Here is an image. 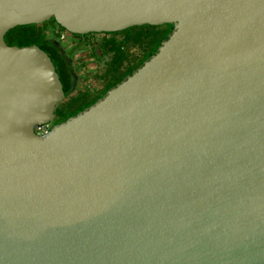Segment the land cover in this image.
<instances>
[{
	"label": "water",
	"instance_id": "95a60500",
	"mask_svg": "<svg viewBox=\"0 0 264 264\" xmlns=\"http://www.w3.org/2000/svg\"><path fill=\"white\" fill-rule=\"evenodd\" d=\"M52 18L174 30L40 135L63 82L5 36ZM0 264H264V0H0Z\"/></svg>",
	"mask_w": 264,
	"mask_h": 264
},
{
	"label": "flooded vegetation",
	"instance_id": "af4514ba",
	"mask_svg": "<svg viewBox=\"0 0 264 264\" xmlns=\"http://www.w3.org/2000/svg\"><path fill=\"white\" fill-rule=\"evenodd\" d=\"M111 35L105 32L77 35L64 33V39L61 38L57 47L59 55L53 50L49 51L65 90L61 103L73 105L69 112L59 111L58 106L49 129L92 106L111 89L108 87V72L112 60L105 59L110 55L105 53V40Z\"/></svg>",
	"mask_w": 264,
	"mask_h": 264
},
{
	"label": "trees",
	"instance_id": "16d2710c",
	"mask_svg": "<svg viewBox=\"0 0 264 264\" xmlns=\"http://www.w3.org/2000/svg\"><path fill=\"white\" fill-rule=\"evenodd\" d=\"M173 30V24H164L134 26L124 31L106 33L116 35V38L105 40V53L112 56L108 72L110 77L108 87L116 86L142 67L159 51L162 43L170 37ZM63 33L77 35L69 32L58 24L55 18H52L41 24L16 26L6 34L5 39L9 45L20 47L38 45L47 53L53 50L59 55L57 47L61 43ZM132 47H138L139 53L132 55L130 52Z\"/></svg>",
	"mask_w": 264,
	"mask_h": 264
},
{
	"label": "rangeland",
	"instance_id": "374dc122",
	"mask_svg": "<svg viewBox=\"0 0 264 264\" xmlns=\"http://www.w3.org/2000/svg\"><path fill=\"white\" fill-rule=\"evenodd\" d=\"M110 38L113 39V38H116V36H114V35L108 36V39H110ZM119 38H121V37L119 36ZM67 42H69V41H67ZM130 52H131L132 55L138 54L139 53V48L138 47H132L131 50H130ZM111 57L112 56L109 55L105 59L106 60H111ZM72 106L73 105H70V103H68V102L67 103L66 102L65 103H60V105H59V111H61V112H69L70 110H72Z\"/></svg>",
	"mask_w": 264,
	"mask_h": 264
},
{
	"label": "built area",
	"instance_id": "2783aa9c",
	"mask_svg": "<svg viewBox=\"0 0 264 264\" xmlns=\"http://www.w3.org/2000/svg\"><path fill=\"white\" fill-rule=\"evenodd\" d=\"M62 39H64V33L62 34ZM49 124L48 125H37L36 132L40 135H44L49 131Z\"/></svg>",
	"mask_w": 264,
	"mask_h": 264
}]
</instances>
